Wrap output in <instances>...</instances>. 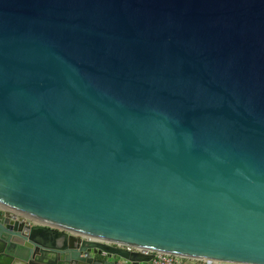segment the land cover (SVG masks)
<instances>
[{"label":"water","instance_id":"obj_1","mask_svg":"<svg viewBox=\"0 0 264 264\" xmlns=\"http://www.w3.org/2000/svg\"><path fill=\"white\" fill-rule=\"evenodd\" d=\"M0 202V264H264V0H0Z\"/></svg>","mask_w":264,"mask_h":264},{"label":"built area","instance_id":"obj_2","mask_svg":"<svg viewBox=\"0 0 264 264\" xmlns=\"http://www.w3.org/2000/svg\"><path fill=\"white\" fill-rule=\"evenodd\" d=\"M0 212L2 214H5V215H6V213L10 214L14 220L22 221L27 226H45V227L54 228V227L49 226L47 223H45V222H43L37 218H34L32 216L28 217L29 215L25 216L27 214L16 215V214H13L9 211L1 210V209H0ZM67 233L69 235L77 237L83 241L87 240V241L93 242V243L107 244V245H112L115 247L125 248V249H128L130 251L142 252L145 254H153L154 257L147 264H226V263L218 262L215 260H191V259H187V258H183V257H178L176 255H171V254H168L167 252L158 251V250H154V249H150V248H146V247H141V246H136V245H131V244L123 243V242H118V241L110 240L107 238L103 239V238H98V237H93V236L89 237V236L76 234L73 232H67Z\"/></svg>","mask_w":264,"mask_h":264},{"label":"bare ground","instance_id":"obj_3","mask_svg":"<svg viewBox=\"0 0 264 264\" xmlns=\"http://www.w3.org/2000/svg\"><path fill=\"white\" fill-rule=\"evenodd\" d=\"M0 209L9 211V212H11L13 214H16V215H25L24 213L19 212L17 209H15V208H13L11 206L5 205V204H3L1 202H0ZM25 216H28V215H25ZM28 217H30V216H28Z\"/></svg>","mask_w":264,"mask_h":264}]
</instances>
